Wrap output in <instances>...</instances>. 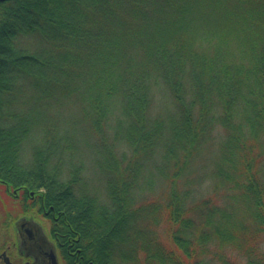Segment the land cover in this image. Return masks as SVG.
<instances>
[{
	"label": "trees",
	"instance_id": "trees-1",
	"mask_svg": "<svg viewBox=\"0 0 264 264\" xmlns=\"http://www.w3.org/2000/svg\"><path fill=\"white\" fill-rule=\"evenodd\" d=\"M0 177L49 210L62 264H264V0L0 2Z\"/></svg>",
	"mask_w": 264,
	"mask_h": 264
},
{
	"label": "flooded vegetation",
	"instance_id": "flooded-vegetation-1",
	"mask_svg": "<svg viewBox=\"0 0 264 264\" xmlns=\"http://www.w3.org/2000/svg\"><path fill=\"white\" fill-rule=\"evenodd\" d=\"M31 202V190L0 177V264H60V245L52 228L36 220ZM42 215L54 219L49 210Z\"/></svg>",
	"mask_w": 264,
	"mask_h": 264
},
{
	"label": "rangeland",
	"instance_id": "rangeland-1",
	"mask_svg": "<svg viewBox=\"0 0 264 264\" xmlns=\"http://www.w3.org/2000/svg\"><path fill=\"white\" fill-rule=\"evenodd\" d=\"M56 109H52L49 111L48 115H47V122L48 125L52 126V132H51V139L53 140L52 142H57L58 144L62 143L63 140V135L64 134H75V147H77L76 149V155L74 158L72 156L67 158V155H69L70 153H68L66 155V159H70L69 163L70 164H74L77 166L81 167V178L83 179L84 182H88L86 185L89 186L90 188L93 189V193L95 194V196L100 199L101 202H106L107 201V194L104 191V188L101 189L100 188V184L103 181L99 174H98V170L96 168V161H94V157H93V151H91V146H87V143H83L80 141L81 139V133L82 131H77L76 129L72 128L69 124V113H67V108L65 109L64 107H53ZM71 114H74V116H76V112L74 110H71ZM77 117V116H76ZM77 127V126H76ZM80 142V143H79ZM38 144V142L36 143ZM33 145H35V143L33 142ZM30 149L27 150V152L25 153V158L24 161L28 162V159H30ZM211 155V154H210ZM212 156V155H211ZM202 160H205L206 163H208V159L206 157V155L202 156ZM82 163V164H81ZM200 164V163H199ZM68 166V165H67ZM205 170L202 172V177L204 178L203 180V184L201 187H203L204 191H205V187L208 186V184L206 185V183H208V178L205 177ZM64 177V176H63ZM100 181H99V180ZM35 199V198H34ZM36 200V199H35ZM37 202V200H36ZM36 202L33 204L31 202V211L33 209L34 211V215L36 220H39L40 223L43 224V226H45L46 228H52V221L53 219L47 220L46 218H44V216L42 215V212L46 209H40L41 207L36 205ZM39 202V201H38ZM42 206V205H41ZM53 217V216H51ZM50 225V226H49ZM261 247L262 250L264 251V236L261 237ZM60 264H62L60 262Z\"/></svg>",
	"mask_w": 264,
	"mask_h": 264
},
{
	"label": "water",
	"instance_id": "water-1",
	"mask_svg": "<svg viewBox=\"0 0 264 264\" xmlns=\"http://www.w3.org/2000/svg\"><path fill=\"white\" fill-rule=\"evenodd\" d=\"M5 1H9V0H0V2H5ZM53 264H57V261L54 260V261H53Z\"/></svg>",
	"mask_w": 264,
	"mask_h": 264
}]
</instances>
